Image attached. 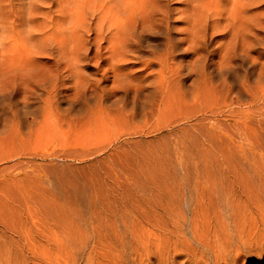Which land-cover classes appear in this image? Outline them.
Segmentation results:
<instances>
[{"label": "rangeland", "instance_id": "1", "mask_svg": "<svg viewBox=\"0 0 264 264\" xmlns=\"http://www.w3.org/2000/svg\"><path fill=\"white\" fill-rule=\"evenodd\" d=\"M170 3L169 26L124 58L102 41L53 50L47 63L0 65V264H264V210L250 206L237 226L207 222L211 198H247L248 186L264 208V100L245 85L264 95V65L241 35L233 50L228 12L215 26L211 12L190 20ZM260 27L252 54L264 59ZM195 216H205L198 231L209 248ZM215 243L234 249L218 256Z\"/></svg>", "mask_w": 264, "mask_h": 264}, {"label": "bare ground", "instance_id": "2", "mask_svg": "<svg viewBox=\"0 0 264 264\" xmlns=\"http://www.w3.org/2000/svg\"><path fill=\"white\" fill-rule=\"evenodd\" d=\"M171 1L172 0H0V65H36L39 62L47 63L49 61L50 57L45 56V55L51 53L53 50H55L59 53L66 52V51H70V52L72 51L73 53L78 54L80 51H84L85 49L91 48V46H95L97 49L100 48L103 45V44H101L102 41H106L108 43V44H106L108 48H110L113 52L117 53V55L120 54L121 57L124 58L127 56L128 51H130L131 49H134L135 46L138 45V42L140 41V39L143 36H145L148 33H156L155 31H160V29L162 28V26L164 24L167 25V27L169 26V24H168L169 19H170V16L172 15V12L174 11V8H175V7H172V5L170 3ZM179 1L184 4L185 8H184L183 12L186 15V17H188L190 20H191V17H193V16H195L197 18L199 17V20L200 19L203 20V17L207 16L208 13L211 12L212 13L211 17H214L212 19V21L215 25V23H218V22L220 23L221 18L225 17L223 15V13L225 11L228 12L229 15L227 14L228 17H225V18H226V23L228 21L232 23L231 26H230V24H229V26H230V28L232 27V31H233V33H232V35H233L232 38L234 39L233 40V50H234L236 43L239 44L240 39H238V37H240V35H241V36H243L241 40L243 42H245V44L242 43V46H243L242 49L245 52H247L246 55L252 59V62L254 63V65L258 64L259 61H261V64L264 65V59H263L260 52L257 54H252V52L254 50H256V46H257L255 41H256L258 35L260 34V32L262 30V28L260 27V23L263 22V24H264V21H262V19L260 18L261 15H264V12L259 10V7L261 9V6H259V5L255 6L257 3H260L262 0H179ZM227 4H230V7H226L225 5H227ZM262 10H264V6H263ZM170 25H171V23H170ZM195 26H196V24H195ZM198 26H199V24L197 25V28H198ZM245 27H246V29H245ZM88 33H90V35ZM91 35H94L92 38H90L92 41L89 39V37H91ZM233 50L230 51V49H229V52L232 53ZM231 58H233V56H231V54H227V56L225 57L227 62L230 61ZM61 60H58V63L61 62ZM115 66H117V65H115ZM261 72H263V70ZM262 74H264V73H262ZM247 78H246V80H247ZM259 81H260V79H259ZM245 85H246V88H249L248 89L250 91L249 93H251V95H253L255 97L254 101L264 100L263 99L264 95H261V94L258 95L257 91H255V89H252V87L249 83H246ZM263 94H264V92H263ZM167 96H169V95H167ZM161 101L163 102L165 100L162 99ZM166 101L164 103H166ZM163 107H165V106H163ZM158 108H159V105H158ZM256 110H258L261 113H264V107H262V106L256 108ZM133 154H136V153H133ZM245 186H247V185H245ZM248 189H249V191H247V192L249 193V195L248 194L246 195L247 198L242 197V198L238 199V197H236V196H235L236 198L234 197V199L230 198L231 196L230 197L229 196L228 197L222 196V198H218V199H216L214 197L213 198L210 197L211 199L209 198L211 201V203H209L210 205H209V212H208L209 213V221L207 220V222L209 223V230L211 229V226H213V225L216 229L217 228L219 229V228H223L225 226H228V224L231 222L236 226L240 225V222L242 219L249 218V217H246V214L248 212L250 213L254 210V209L253 210L249 209L250 206H254L256 209H258V211L264 210V208H262L263 205H261L260 201H256V202L254 201V198H253L251 191H250V189H251L250 186H248ZM253 195H258V194H253ZM180 201H182V200H180ZM161 202H162V199H161ZM254 204H256V205H254ZM4 205H5V203H4ZM198 207H200L199 204H198ZM210 209H213V210H210ZM104 210H106V209H104ZM149 210H150V208H149ZM163 210H166V209H163ZM185 211H187V210H185ZM197 211H199V210H197ZM164 212L166 213V211H164ZM181 212H182V210H181ZM192 212H194V211H192ZM108 213H109V211H108ZM160 213H161V211H160ZM212 213H214L213 223L211 221ZM183 214H185V212ZM164 215H166V214H164ZM164 215L163 216L160 215V216H162V219H163ZM192 215H194V214L192 213ZM254 215H256V214H254ZM144 216L148 220H150L149 218L152 217L149 214L144 215ZM261 216L263 217L262 220L264 221V214H262ZM181 217H182V215H181ZM189 218L190 217L188 216V219ZM179 219H180V216H179ZM137 220H138V218H137ZM205 221H206L205 216H200V217L195 216L192 220V224L194 226L193 229H195V231H196L195 235H197L196 238L198 240V243L209 248V238L210 237L207 238V237H205L204 233H200L198 231L200 229V222L204 223ZM168 222H167V224H169ZM138 223L140 224L141 222L139 221ZM244 223H245V221H244ZM144 224L145 223H143V225ZM149 225H151V224H149ZM157 226H160V225H157ZM190 226H192V225H190ZM242 226H243V224H242ZM150 227L153 228L152 225ZM171 228L172 227L170 226V230H171ZM174 228H176V227H174ZM249 228L247 230H249ZM159 229H160V227H159ZM190 229H191V227H190ZM168 230H169V228H168ZM179 230H181V229H179ZM202 230H204V229H202ZM207 230H208V228H207ZM153 231H152V233H153ZM163 231H165V230H163ZM173 231H174V229H173ZM159 232H161V231H159ZM182 232H184V231H182ZM244 232H245V230H244ZM216 234H217V232H216ZM260 234L261 233H259V235ZM145 235H141L140 240H141L142 244L144 243V245L145 244L147 245V243H149V242H147V241H146L147 243L145 242V240L147 239L145 237ZM157 237H158V235H157ZM56 238H58V237H56ZM245 238H246V235H245ZM16 241H18V240H16ZM9 242H11V241H9ZM152 242H151V244H153ZM246 242H247V240H246ZM2 243H4V241ZM18 243L22 244L19 241H18ZM37 243L40 244L38 241H37ZM227 243H229V242H227ZM157 244H158V242H157ZM3 245L5 246L6 243ZM15 245L13 248L17 247V246L15 247ZM40 245L42 246V244H40ZM40 245H38V247ZM45 245H46V243L44 244V246ZM140 245H141V243H140ZM176 245L178 247V244H176ZM10 246H11V244H10ZM25 246H28V245H25ZM166 246H168V245H166ZM215 247H216L215 251H216L218 256H224L223 253L225 254V252L228 249H229V251H232L234 249V247H231V245H230V247H227V245H226V246L222 247V249H221V246L219 244H216ZM33 248H34V246H33ZM42 248H40V249H42ZM17 249H18V251L21 250V248L19 249L18 247H17ZM45 249H42V250H45ZM184 249H185V247H184ZM237 249L239 250L238 247L237 248L235 247V250H237ZM35 250L38 251L39 249H35ZM48 250H50V249H47L46 251L48 252ZM23 251H26V248H25V250L23 249ZM163 251H165V250H163ZM163 251H161V257H162V259H164V258L167 259L166 258L167 256L163 257L166 254ZM210 251H211V249H210ZM15 252L17 253L16 249H15ZM30 252H31V250H30ZM41 252L42 251H39V255L40 254L42 255ZM236 252L239 253L238 251H236ZM7 253H8V251H7ZM23 253L25 254V252H22V254ZM19 254H20V252H19ZM34 254H36V253H34ZM179 255H180V253H179ZM22 256L24 258V256H26V255H22ZM30 256H32V255L30 254ZM175 256L176 255H174L173 258H175ZM18 257H20V256H18ZM28 258H31V257L28 256L27 259ZM189 258H191V257H189ZM32 259H31L30 264H32ZM34 259H36V258H34ZM52 259H53V257H52ZM165 259H164V262L166 261ZM168 259H169V257H168ZM202 259H204V258H202ZM15 260H13V261H15ZM61 260H63V259H61ZM180 260H182V259H180ZM180 260H178V261H180ZM186 260H187V258H186ZM144 261H142V262H144ZM152 261H150V262H152ZM263 261H264V258H263ZM36 262H39V260H37ZM49 262L47 264H49ZM64 263H66V261ZM64 263L62 262V264H64ZM189 263H191V262H189ZM5 264H7V263H5ZM42 264H44V263H42ZM52 264H53V261H52ZM54 264H56V262H54ZM155 264H156V262H155ZM175 264H177V263H175Z\"/></svg>", "mask_w": 264, "mask_h": 264}]
</instances>
